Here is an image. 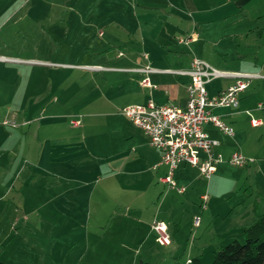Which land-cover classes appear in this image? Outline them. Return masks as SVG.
<instances>
[{
	"label": "rangeland",
	"instance_id": "374dc122",
	"mask_svg": "<svg viewBox=\"0 0 264 264\" xmlns=\"http://www.w3.org/2000/svg\"><path fill=\"white\" fill-rule=\"evenodd\" d=\"M17 4L22 3L15 1ZM29 5L36 10L34 19L25 15ZM116 5L115 0H29L5 21L0 19L1 52L42 62L16 66L13 71L0 63L1 104L15 99L12 110L19 106L28 110L22 119L15 118L17 112L11 110L3 119L15 125L1 126L17 130L23 140H33L41 154L32 163L20 159L23 173L18 180L0 179V195L8 189L0 201V261L4 264H186L194 243L203 246L202 263L211 264L213 251L230 239L214 237L211 221L217 218L215 214L209 217V209L221 205L228 210L252 193L248 182H254V172L248 181V174L239 172L245 167L229 164L225 179L213 185L218 197L214 202L209 199L208 210L191 206L200 220L202 217L198 228L190 224L192 203L174 191L166 194L168 188L157 179L127 173L107 178L116 171L110 168V161L137 154L136 143L144 139L140 129L119 111L124 106L122 100L113 108L122 115L101 114L98 106V101L118 92L107 89L109 93L103 95L100 86L105 79L114 74L123 81V71L116 74L105 69L120 64L110 59L118 49L104 43L114 35L113 22L119 20ZM243 10L263 13L264 0H251ZM39 89L45 97L40 102V97L34 96ZM122 95L134 99L132 92ZM73 119H79L80 124L73 125ZM247 134V146L259 145L264 151V131L248 129ZM61 148L63 167L50 164L49 155ZM40 156L44 162L39 161ZM47 165L50 171H62L63 179L48 176ZM29 168L32 176L26 180ZM256 178L262 182L261 177ZM139 189L144 196L136 195ZM164 196L176 201L174 204L183 203L174 214L177 220L183 219V225L174 238L170 234L169 245L155 240L149 223L156 214L171 226V201H164ZM130 204L144 209L143 219L138 221L137 210L126 211ZM256 204L263 212L264 197ZM233 238L242 242V236Z\"/></svg>",
	"mask_w": 264,
	"mask_h": 264
},
{
	"label": "crops",
	"instance_id": "0c3cea01",
	"mask_svg": "<svg viewBox=\"0 0 264 264\" xmlns=\"http://www.w3.org/2000/svg\"><path fill=\"white\" fill-rule=\"evenodd\" d=\"M15 1L22 4L15 5ZM249 1L251 0H115L118 10H116V17L119 20L113 22L115 28L112 31H115L112 34L114 35L105 40L104 43L118 49V53L110 59L120 64L105 69L111 70L116 74L119 71H123V73H120L123 76V81L117 79L119 77H115L114 74L107 80L105 79V82L100 86L102 93H104L103 95H105V91L108 92L107 89H117L118 92L114 93L113 96L108 95L109 98L106 97L98 101V106L100 105L101 107L100 113L111 117L122 115L118 113V110L115 111L113 109L118 100L123 101L121 102L124 105L122 107L144 103L149 98H152L157 104L173 103L184 107L187 100L186 85L190 82V76L168 72L167 70L186 71L190 68L193 57L204 59L221 70L258 74V76L251 78L248 86L238 94V105L236 107L211 108L212 113L219 115L225 123L233 127L234 134L232 136L224 134L211 122L203 125L205 132L218 141L215 151L220 153L223 158L222 162L216 164V170L209 180L201 176L198 168L181 165L174 170L173 178L178 186L186 187L183 193H178L174 188H168L161 183L159 178L166 174L167 168L160 163V152L149 144L147 136L138 127L144 139H140L136 143L134 151L137 154H129L121 161H110L112 166L110 168L116 169V171L107 172V178L112 177L114 174L126 173L138 178L142 175H147L154 180L157 179L163 187L168 188L166 194L174 191L177 196L183 195L188 202L192 203L189 206L191 209V223L190 221L189 223L191 227H194L193 217L196 216L197 211L194 212L191 206H194L196 210L199 209L200 195L205 192L209 195L208 201L209 199H212L213 202L216 200L218 194H215L213 185L218 180L225 179V168L230 164L228 162L230 155L235 151H240L244 156L253 158V162L243 166L246 170L239 171L241 174L244 171L245 174H248V181H250V173L254 172V182H248L252 193L246 199L250 198L251 200L249 199L246 202L243 199L242 204L240 202L233 204L228 210L218 205L216 210L212 207L208 211L209 217L215 214V218L218 220H210L214 225V237L222 238L225 235L230 240L233 237L242 236L244 227L252 223L257 215L261 213V207L256 203L257 200H261L264 197V151L259 149V145H253L250 148L247 146L250 140L249 134H247L248 129L264 131V12H245L243 7ZM28 2L29 0H0L1 21H5L13 12L20 11ZM10 9L11 11L5 15ZM34 10V6L29 5L25 15H32L34 19V13H36V10ZM42 13L44 14V12ZM228 17L231 18L227 20ZM223 20H227L226 22L228 23L223 22ZM190 35H194V37L189 38ZM180 38H189V40L180 42L178 40ZM2 48H0V56L4 57V59H0V63L6 64L9 71H13L16 66L42 64L40 61L21 58L18 55H7L1 52ZM123 51L128 52L124 53ZM144 53H147V57L144 56ZM146 65H149L153 70L147 73L138 70ZM144 77H148L155 87L142 86L140 81ZM233 80V77H221L213 80L207 85L208 94L214 95L218 93L232 83ZM99 85L101 84L99 83ZM121 90L125 92H121ZM37 92L39 94L37 93L34 96L40 97V102L45 98L44 93H40V89ZM131 92L134 93V99L130 98L128 100L122 95ZM17 96L13 98H17ZM121 96L124 97L119 99ZM1 99L2 93L0 92V120L4 118V115L9 114L16 104L15 99L1 104ZM24 108L19 106V108L12 110L13 113L17 112L14 117L17 119L21 117L22 119L23 113L27 115V109L22 111ZM252 120H255L256 123L252 124ZM1 125L0 179L4 177L10 179L12 177L18 180L20 174L23 173V169H20V159L23 161L27 159L32 163L33 159L36 160L35 156L41 154L38 150L36 151V145L33 140H23L24 137L20 138L17 130L4 128ZM260 152H262V156L259 155ZM49 157L50 164L56 163L59 167H63L62 148L59 149L58 153L50 154ZM39 161L44 162L41 156ZM46 167L45 171L48 176L63 179L62 171H50L51 168L49 166L48 168ZM243 167L238 166L237 168L243 169ZM25 175H27L26 180L32 176L31 168H29L28 172L26 170ZM257 176L262 178V182L257 181ZM9 179L6 181V185L10 184ZM98 179V181H101L102 177H98ZM147 183L149 184L150 182ZM6 191L8 192V189ZM6 191L0 195V201L4 199ZM138 191L140 192L138 193ZM138 191L136 195H143L142 190L139 189ZM253 197L254 199L252 200ZM167 198L168 196H164L163 199L164 201H171L170 211L168 210L171 226L163 218H158L156 214H154L149 223L155 218L163 220L174 238L181 231L183 219L177 220L176 215H174L179 204H174L176 201ZM182 204L181 206L179 205L180 208L183 206ZM125 209L126 211L137 210L138 221L143 219L142 213L144 209L140 206L133 208L132 204H130ZM233 213L236 214L233 216ZM190 215L186 218L189 219ZM231 215L233 217H230ZM123 216L126 218L127 215L124 213ZM201 225L202 217L198 228ZM202 248L203 246L194 243L186 263L193 257H199L202 261L204 255Z\"/></svg>",
	"mask_w": 264,
	"mask_h": 264
},
{
	"label": "built area",
	"instance_id": "2783aa9c",
	"mask_svg": "<svg viewBox=\"0 0 264 264\" xmlns=\"http://www.w3.org/2000/svg\"><path fill=\"white\" fill-rule=\"evenodd\" d=\"M194 37L190 35L189 38ZM189 38H180V42H187ZM147 57V53H144ZM4 59V57H0ZM142 72H150L153 69L146 65L138 69ZM187 74L190 82L186 85L187 100L184 107L173 103L157 104L152 98L144 103L132 104L119 109L136 127L140 128L148 138L149 144L161 154L160 163L165 165L167 172L159 178V181L168 188H174L178 193L186 190L185 186H178L173 178V172L181 165H189L198 168L200 174L209 180L216 170V164L222 162V155L215 151L218 145L216 139L211 138L203 129L207 122L213 123L224 134L232 136L233 127L225 123L221 117L211 112L214 107L232 108L238 105V94L249 84L251 78L258 76L257 73L221 70L212 66L204 59L193 57L190 68L183 70H167ZM221 77H233L232 83L214 95H209L207 85ZM140 84L144 87L153 88L148 77H144ZM256 121L252 120V124ZM0 124L15 125L7 119ZM72 124L78 126L79 119H73ZM253 158L244 156L240 151L233 152L228 162L234 166L243 167L253 162ZM209 195H200L199 208H207ZM200 216L193 217V226L198 227ZM151 229L155 234V240L162 245L171 243V235L167 224L160 219L151 223ZM190 259L187 261V263Z\"/></svg>",
	"mask_w": 264,
	"mask_h": 264
},
{
	"label": "trees",
	"instance_id": "16d2710c",
	"mask_svg": "<svg viewBox=\"0 0 264 264\" xmlns=\"http://www.w3.org/2000/svg\"><path fill=\"white\" fill-rule=\"evenodd\" d=\"M186 264L203 263L199 257H193ZM211 264H264V211L244 227L242 242L233 238L214 250Z\"/></svg>",
	"mask_w": 264,
	"mask_h": 264
}]
</instances>
